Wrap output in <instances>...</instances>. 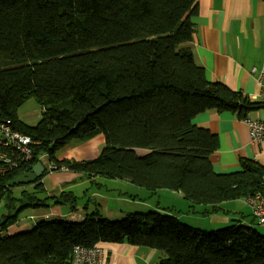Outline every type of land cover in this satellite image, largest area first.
<instances>
[{"label":"trees","instance_id":"trees-1","mask_svg":"<svg viewBox=\"0 0 264 264\" xmlns=\"http://www.w3.org/2000/svg\"><path fill=\"white\" fill-rule=\"evenodd\" d=\"M197 1L0 0V119L36 142L34 161L0 179V198L13 200L8 183L43 156L90 180L178 192L192 204L264 194V167L256 161L241 160L236 173L214 172L217 136L193 122L208 111L245 119L264 108L210 82L197 65L188 46ZM31 98L42 108L36 126L18 117ZM98 135L105 143L96 159H58ZM47 171L29 197L38 204L26 200L20 208L46 207L36 195L45 190ZM47 198L77 209L71 192ZM17 217L1 223L0 264H71L75 246L103 243L159 251L165 258L156 264H264V235L239 222L206 232L159 210L116 221L96 211L82 221L48 218L11 234Z\"/></svg>","mask_w":264,"mask_h":264},{"label":"crops","instance_id":"crops-1","mask_svg":"<svg viewBox=\"0 0 264 264\" xmlns=\"http://www.w3.org/2000/svg\"><path fill=\"white\" fill-rule=\"evenodd\" d=\"M192 22L195 26V34L193 41L188 46L194 53L197 65L205 70L206 78L210 82L224 84L231 91L241 93L249 100L251 97L256 98L264 86V0H198L197 15L192 18ZM250 101L258 103L255 99ZM247 118L264 120V108L251 112ZM193 122L196 126L217 136L219 147L211 155L215 173L239 172L241 170L240 162L244 159L256 161L264 167V146L251 140L247 124L237 114L208 111L199 114ZM104 143V136L98 135L85 143L67 147L59 154L58 159L60 161L91 160L101 153ZM45 159L47 160L46 157ZM44 166L46 167V165ZM47 172L41 183L45 191L49 192V197H57L65 192L68 189L66 187L71 186V183H77V181L86 178L82 174L70 171L50 170ZM99 178L102 177L92 179L94 184ZM103 179L105 180V178ZM119 181L129 184L136 194L134 196L136 198L145 196L147 200L161 194L162 200V196L167 194L165 192H173L152 193L127 181ZM70 192L76 196L75 190ZM173 194L184 198L178 192H173ZM184 200L188 204L191 217L184 214L177 216L174 212L159 208L160 206L156 210L174 215L182 223L206 232L239 222L264 233V225L260 228L255 227L257 221L245 201L246 198L223 202L216 206L192 204L185 198ZM239 202L249 208L248 215L245 207L239 205ZM167 205L169 204L167 203ZM142 206L148 209L154 207L149 203ZM82 209L87 211L89 204L84 205ZM102 211H105L107 216L109 215L110 210H106L105 207ZM81 212L78 206L76 210L72 211L62 205H53L45 210V217L63 219L69 216L72 221H76V219L82 221L88 214L81 215ZM121 213V216L130 214ZM22 230L15 229L10 232L9 229V233L15 234ZM101 245L107 251L109 264H151L158 263L165 258L159 251L126 243H103ZM153 260L155 262H152Z\"/></svg>","mask_w":264,"mask_h":264},{"label":"rangeland","instance_id":"rangeland-1","mask_svg":"<svg viewBox=\"0 0 264 264\" xmlns=\"http://www.w3.org/2000/svg\"><path fill=\"white\" fill-rule=\"evenodd\" d=\"M18 117L23 123L27 124L28 126H36L41 120L42 108L35 99L31 98L27 100L25 104L18 110ZM97 157L91 160H94ZM41 163H43V165H46V168H48L49 163L44 156L41 157ZM95 182L96 184H100V185L94 184L92 179L90 180L87 178H83L77 181V183H71L72 185L69 186L71 188L66 187L68 189H66L65 193H69L72 190L74 192L75 190V194L77 197V206L80 207V210L82 211L81 215L84 214L90 215L91 213L96 212L95 210L98 209L102 217L104 216V218H108L110 220L116 221L125 218L126 215L121 216L122 214L121 212L146 213V212H150V210L156 211L158 206H160L159 208H165V210L176 213L177 216H181L182 214L190 216V211H189L190 209L188 207V204L184 202L185 201L184 198L182 197L180 198L179 196H177V194H173V192H165L167 194L166 196H162V200H161V194H159L158 197H151L150 199L146 200L147 197L145 196L139 198L134 197L136 194L133 192L132 188H130L131 186L117 179L104 180L103 178H99V180L98 181L96 180ZM36 191L37 188L34 186V183L11 187L10 190L11 194L9 195V197L12 198L13 200H10L8 198V194L0 198V227H1V223L5 220L6 217H8L9 215L14 216L16 214L18 215L17 221L16 224H14L13 226L11 225L10 232L14 231L15 229L17 230L23 229L25 231H29L36 225L37 222L41 220H52L45 217V210H48L50 206L55 205L54 204L55 200L54 199L47 200L48 199L47 197H49V192L45 190H43L42 193H39L36 196L41 200L43 199L45 200L46 207L27 205L23 209L20 208V206L26 200L29 202V204H34V205L38 204V202L34 199L29 200V197L34 196V193ZM64 198L66 199V197ZM139 203L140 204L142 203V205L149 203L154 207H151L150 209L143 208V206L139 205ZM167 203L169 205H167ZM86 204H89V209L87 211H83L82 208ZM238 204L245 207V209L247 210L246 214L248 215L249 208H247V206L241 204L240 202ZM63 207L70 210L69 206L63 205ZM104 207L106 208V210H110V212H108L109 217L106 215L107 213L105 214V211H102ZM63 220L72 221L71 217L69 216L63 218ZM76 221H80V220L76 219ZM255 227L260 228L262 227V225L256 222ZM258 232L260 231L258 230ZM260 234L264 235V233L262 232H260ZM159 253L161 254V252ZM152 262L155 261L153 260ZM151 264H156V263H151Z\"/></svg>","mask_w":264,"mask_h":264},{"label":"built area","instance_id":"built-area-1","mask_svg":"<svg viewBox=\"0 0 264 264\" xmlns=\"http://www.w3.org/2000/svg\"><path fill=\"white\" fill-rule=\"evenodd\" d=\"M258 103H264V86L259 95L251 97ZM244 122L249 128L251 140L264 146V120L245 118ZM36 142L31 137L16 131L9 121L0 119V179L11 175L22 163H30L33 159V146ZM51 171H68L65 167H57L55 164L49 166ZM246 203L252 210L255 220L264 225V194L257 193L246 198ZM71 264H109L107 251L101 245L94 247L75 246L72 252Z\"/></svg>","mask_w":264,"mask_h":264},{"label":"water","instance_id":"water-1","mask_svg":"<svg viewBox=\"0 0 264 264\" xmlns=\"http://www.w3.org/2000/svg\"><path fill=\"white\" fill-rule=\"evenodd\" d=\"M45 172V166L43 163H36L32 169L28 172L22 173L8 183L9 187H15L20 185L33 184L37 179L41 178Z\"/></svg>","mask_w":264,"mask_h":264}]
</instances>
